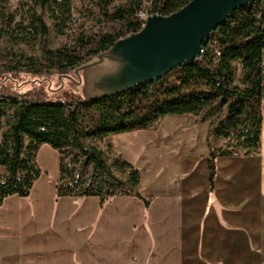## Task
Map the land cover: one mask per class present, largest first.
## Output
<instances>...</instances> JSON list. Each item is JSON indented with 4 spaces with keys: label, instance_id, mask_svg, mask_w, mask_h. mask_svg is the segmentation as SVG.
<instances>
[{
    "label": "trees",
    "instance_id": "1",
    "mask_svg": "<svg viewBox=\"0 0 264 264\" xmlns=\"http://www.w3.org/2000/svg\"><path fill=\"white\" fill-rule=\"evenodd\" d=\"M190 0H0V37L15 44L38 43L41 55L0 49V205L10 196L27 198L42 171L40 146L59 155L56 198L96 197L100 207L112 197L138 192L139 171L93 142L108 135L156 130L167 116L189 115L209 123V189L220 157L255 156L260 151L264 95V0L235 11L202 45V55L161 78L107 99L85 101L81 92L58 99L29 89L52 77L70 75L115 41L138 32L146 16H168ZM63 36L83 18L97 28L81 31L71 43L49 48V28ZM125 175L121 179L114 174Z\"/></svg>",
    "mask_w": 264,
    "mask_h": 264
},
{
    "label": "crops",
    "instance_id": "2",
    "mask_svg": "<svg viewBox=\"0 0 264 264\" xmlns=\"http://www.w3.org/2000/svg\"><path fill=\"white\" fill-rule=\"evenodd\" d=\"M262 111L259 154L218 158L212 189L208 122L167 116L156 130L108 135L99 148L138 169L147 206L54 201L56 184H34L0 205V264H264V95Z\"/></svg>",
    "mask_w": 264,
    "mask_h": 264
},
{
    "label": "water",
    "instance_id": "3",
    "mask_svg": "<svg viewBox=\"0 0 264 264\" xmlns=\"http://www.w3.org/2000/svg\"><path fill=\"white\" fill-rule=\"evenodd\" d=\"M256 0H190L168 15L145 17L142 28L119 38L65 78L85 101H100L151 83L198 59L203 42L237 10Z\"/></svg>",
    "mask_w": 264,
    "mask_h": 264
},
{
    "label": "rangeland",
    "instance_id": "4",
    "mask_svg": "<svg viewBox=\"0 0 264 264\" xmlns=\"http://www.w3.org/2000/svg\"><path fill=\"white\" fill-rule=\"evenodd\" d=\"M125 0H114L112 6L117 5L119 3L124 2ZM44 20L46 25L49 28V36H48V46L49 48H57L64 44L71 43L72 39L75 35H78L81 31L95 30L97 28L94 16L85 17L79 20L77 23L72 25V28L69 32H66L65 35L59 36L57 35L52 27L51 22L45 16ZM0 49L12 50L16 53H23L25 55H34L40 56L41 50L38 43L34 45H26V44H15L14 42H10L6 36L0 37ZM263 67H264V55H263ZM72 77L73 71L69 73ZM59 79V77H58ZM60 81V80H59ZM29 89H35L39 92H43L41 95L44 98L48 99H58L62 98L65 95L71 94L72 92H81L79 86L74 83L63 82L61 85L56 77H52L48 82L40 85V86H30ZM97 147H99V142H93ZM36 162L40 167L42 173L40 177L35 181V185H37L38 189L50 187L54 188V184H57L58 181V156L56 151L52 149L48 144H43L40 146L39 150L36 154ZM114 174L123 179V173L119 171H114ZM4 175V168L0 166V178ZM56 186V185H55ZM34 195V193H32ZM29 197V196H28ZM27 197V198H28ZM57 200L54 193V201Z\"/></svg>",
    "mask_w": 264,
    "mask_h": 264
},
{
    "label": "built area",
    "instance_id": "5",
    "mask_svg": "<svg viewBox=\"0 0 264 264\" xmlns=\"http://www.w3.org/2000/svg\"><path fill=\"white\" fill-rule=\"evenodd\" d=\"M138 17L143 20V24H144L146 15L143 12H141V13L138 14Z\"/></svg>",
    "mask_w": 264,
    "mask_h": 264
}]
</instances>
